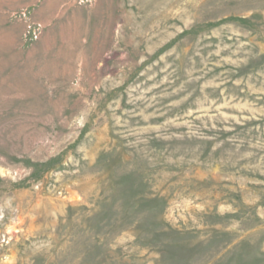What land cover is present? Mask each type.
I'll return each instance as SVG.
<instances>
[{"label": "rangeland", "instance_id": "1", "mask_svg": "<svg viewBox=\"0 0 264 264\" xmlns=\"http://www.w3.org/2000/svg\"><path fill=\"white\" fill-rule=\"evenodd\" d=\"M0 264H264V0H0Z\"/></svg>", "mask_w": 264, "mask_h": 264}]
</instances>
